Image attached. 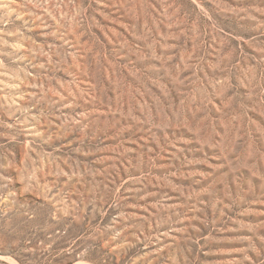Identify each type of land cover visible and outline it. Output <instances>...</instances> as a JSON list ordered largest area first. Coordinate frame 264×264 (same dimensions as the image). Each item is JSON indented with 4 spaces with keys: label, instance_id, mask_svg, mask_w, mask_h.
Returning <instances> with one entry per match:
<instances>
[{
    "label": "rangeland",
    "instance_id": "obj_1",
    "mask_svg": "<svg viewBox=\"0 0 264 264\" xmlns=\"http://www.w3.org/2000/svg\"><path fill=\"white\" fill-rule=\"evenodd\" d=\"M0 264H264V0H0Z\"/></svg>",
    "mask_w": 264,
    "mask_h": 264
}]
</instances>
